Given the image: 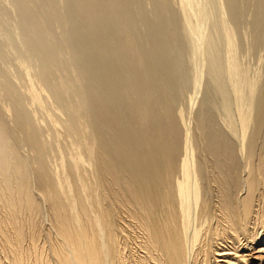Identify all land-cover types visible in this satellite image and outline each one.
<instances>
[{
    "label": "bare ground",
    "instance_id": "1",
    "mask_svg": "<svg viewBox=\"0 0 264 264\" xmlns=\"http://www.w3.org/2000/svg\"><path fill=\"white\" fill-rule=\"evenodd\" d=\"M0 264H264V0H0Z\"/></svg>",
    "mask_w": 264,
    "mask_h": 264
}]
</instances>
